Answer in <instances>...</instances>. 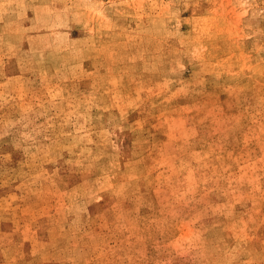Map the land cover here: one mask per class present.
Returning a JSON list of instances; mask_svg holds the SVG:
<instances>
[{
  "label": "rangeland",
  "instance_id": "1",
  "mask_svg": "<svg viewBox=\"0 0 264 264\" xmlns=\"http://www.w3.org/2000/svg\"><path fill=\"white\" fill-rule=\"evenodd\" d=\"M0 264H264V0H0Z\"/></svg>",
  "mask_w": 264,
  "mask_h": 264
}]
</instances>
